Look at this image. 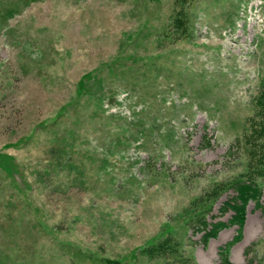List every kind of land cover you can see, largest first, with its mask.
<instances>
[{
  "label": "rangeland",
  "instance_id": "1",
  "mask_svg": "<svg viewBox=\"0 0 264 264\" xmlns=\"http://www.w3.org/2000/svg\"><path fill=\"white\" fill-rule=\"evenodd\" d=\"M178 1L0 0V264H189L144 251L170 233L191 264L260 259L253 201L239 239L188 221H227L207 194L247 170L264 0H191L186 33Z\"/></svg>",
  "mask_w": 264,
  "mask_h": 264
},
{
  "label": "trees",
  "instance_id": "2",
  "mask_svg": "<svg viewBox=\"0 0 264 264\" xmlns=\"http://www.w3.org/2000/svg\"><path fill=\"white\" fill-rule=\"evenodd\" d=\"M179 1L181 3H178L173 8V21L171 24L175 30L183 28L181 32L186 33L190 27L188 21L192 19L191 11L189 10L191 0ZM260 89L261 91L254 101L253 113L245 119V122H249L250 124V126L247 125L250 129L249 132H244L246 134L242 138L244 150L245 145L247 146V170L239 176L217 186L213 193L207 194L215 199L222 190L225 191L228 188H232L234 194L225 200L219 208L221 213L232 211L230 218L227 221L217 220L215 222H208L206 217L212 203L197 204L193 209L194 212L189 216L188 223L195 230L203 229L202 239L204 240L210 236H215L220 228L230 225H237L235 238L239 239L248 203L253 201L256 208L264 210V193L262 192L264 181V140H262L264 137V81ZM163 249L168 250L170 254L173 253L177 261L183 260L184 262H189V264L192 263L191 256L183 253L184 248H182L181 243L171 233L166 234L162 238L154 239L153 242L145 247L144 251L147 254H157ZM227 249V247L220 248L221 261L224 264H232L228 260ZM106 262V264H127L117 260H107ZM253 264H264V243H262V255L260 259Z\"/></svg>",
  "mask_w": 264,
  "mask_h": 264
}]
</instances>
